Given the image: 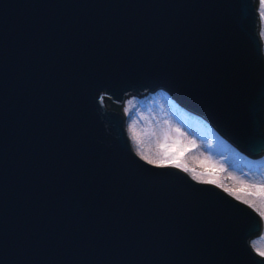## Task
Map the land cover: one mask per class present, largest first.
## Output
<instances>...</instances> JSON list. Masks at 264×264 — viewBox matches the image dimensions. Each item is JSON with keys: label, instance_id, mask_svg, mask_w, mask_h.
Instances as JSON below:
<instances>
[{"label": "water", "instance_id": "95a60500", "mask_svg": "<svg viewBox=\"0 0 264 264\" xmlns=\"http://www.w3.org/2000/svg\"><path fill=\"white\" fill-rule=\"evenodd\" d=\"M158 90L264 154L255 0H0V264H264L251 208L132 150Z\"/></svg>", "mask_w": 264, "mask_h": 264}, {"label": "rangeland", "instance_id": "374dc122", "mask_svg": "<svg viewBox=\"0 0 264 264\" xmlns=\"http://www.w3.org/2000/svg\"><path fill=\"white\" fill-rule=\"evenodd\" d=\"M255 9L258 19V36L264 61V0H255ZM126 98L127 100H123L121 106L124 114V129L134 153L135 149L128 133V127L133 119L137 122V132L145 141L144 150L149 155H153L156 151V138L152 137L149 139L145 136L146 130L159 131L162 127L179 128L188 140L195 141L198 146L189 148L187 151L179 147L172 149L173 152L180 155L181 161L186 163L188 167L196 172L210 173L218 182L237 190L239 185L229 178L230 174L239 176L241 179L245 178L246 174L248 183L264 184V155L252 159L241 154L218 136L209 125L175 105L161 90L142 95L131 94L126 96ZM129 110L135 113L132 119H129L126 114ZM140 117H144V119H140ZM181 139L183 141V138ZM209 141H211V147H209ZM201 153H203L202 156ZM226 156L228 157L227 160L225 159ZM204 157L209 159L205 160ZM213 164H217V167H212L211 165ZM221 166L224 171L220 170ZM186 175L191 178L190 174L186 173ZM219 189L222 190L221 188ZM238 194L241 196L246 195L242 190ZM251 209L260 219L262 229L260 239L251 238L249 243L255 245L254 249H264V218L259 215L260 211H264V204L257 197L255 199V207Z\"/></svg>", "mask_w": 264, "mask_h": 264}, {"label": "snow or ice", "instance_id": "6c2138e0", "mask_svg": "<svg viewBox=\"0 0 264 264\" xmlns=\"http://www.w3.org/2000/svg\"><path fill=\"white\" fill-rule=\"evenodd\" d=\"M129 116V119L135 115V113L129 110L126 113ZM140 119H144V117H140ZM137 122L136 120H132V123L128 127L129 137L132 141V145L135 149V153L140 157L141 160H144L147 164L153 165L155 167H173L184 173L190 174L191 178L199 183L215 185L223 190L224 193L233 197L236 201H240L244 205L248 207H255V199L258 197L262 204H264V184L258 183H248L247 176L245 174V178L241 179L239 176L229 175V178L232 179L236 184L239 185V189H234L233 187L227 186L223 183L218 182L214 179L210 173L205 172H196L194 169L188 167V165L181 161V157L178 153L173 152L172 149L179 147L184 151H187L189 148L198 147L195 141L188 140L183 132L180 131L179 128H161L159 131L154 130H146L145 136L149 139L152 137L156 138V151L153 155H149L144 150L145 141L142 139L141 135L137 132ZM183 138V141L182 139ZM209 147H211V141H209ZM264 152V151H260ZM237 154V153H236ZM203 153H201V156ZM205 160H208V157H204ZM227 160L228 157L226 156ZM212 167H217V164L211 165ZM231 166V165H230ZM221 171H224V168L220 167ZM244 191L246 193L245 196H241L239 191ZM243 209V208H242ZM245 212V209H243ZM247 216H251V213L245 212ZM259 215L264 218V211H260ZM255 220V217H252ZM259 229V221H256ZM255 248V245H252ZM256 254L264 260V249H255ZM260 262V261H259Z\"/></svg>", "mask_w": 264, "mask_h": 264}, {"label": "bare ground", "instance_id": "6f19581e", "mask_svg": "<svg viewBox=\"0 0 264 264\" xmlns=\"http://www.w3.org/2000/svg\"><path fill=\"white\" fill-rule=\"evenodd\" d=\"M257 12H258V10H257ZM168 98V97H167ZM124 100L126 101L127 100V98L125 97L124 98ZM108 103H106V105H107ZM195 118H197V119H199V120H201L202 122H204V123H206L201 117H199V116H196V115H193ZM207 124V123H206ZM208 125V124H207ZM212 130H213V128H212ZM218 135V134H217ZM218 136H220V135H218ZM221 137V136H220ZM222 138V137H221ZM223 139V138H222ZM226 143H228L225 139H223ZM229 144V143H228ZM230 145V144H229ZM236 149V148H235ZM237 150V149H236ZM238 151V150H237ZM239 152V151H238ZM241 153V152H240ZM241 154H243V153H241ZM243 155H245V154H243ZM262 155H264V154H262ZM246 156V155H245ZM258 157H260V156H258ZM249 158H251V157H249ZM255 158H257V157H255ZM252 159H254V158H252Z\"/></svg>", "mask_w": 264, "mask_h": 264}, {"label": "trees", "instance_id": "16d2710c", "mask_svg": "<svg viewBox=\"0 0 264 264\" xmlns=\"http://www.w3.org/2000/svg\"><path fill=\"white\" fill-rule=\"evenodd\" d=\"M104 102L108 103V107H113V105L107 100V99H103ZM115 108H118V107H115Z\"/></svg>", "mask_w": 264, "mask_h": 264}]
</instances>
